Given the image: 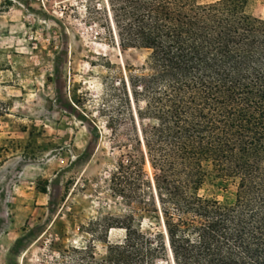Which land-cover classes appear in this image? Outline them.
I'll return each instance as SVG.
<instances>
[{
    "label": "trees",
    "instance_id": "trees-1",
    "mask_svg": "<svg viewBox=\"0 0 264 264\" xmlns=\"http://www.w3.org/2000/svg\"><path fill=\"white\" fill-rule=\"evenodd\" d=\"M248 2L109 0L118 47L146 53L121 84L154 183L142 167L120 166L112 182L140 204L139 225L133 215L101 219L105 255L73 247L56 264H264V21ZM211 172L236 182L234 203L200 195ZM146 219L158 231L143 232ZM116 228L125 236L111 242Z\"/></svg>",
    "mask_w": 264,
    "mask_h": 264
},
{
    "label": "rangeland",
    "instance_id": "rangeland-1",
    "mask_svg": "<svg viewBox=\"0 0 264 264\" xmlns=\"http://www.w3.org/2000/svg\"><path fill=\"white\" fill-rule=\"evenodd\" d=\"M247 12L264 21V0H249ZM110 14L109 0H0V264H56L59 251L87 245L101 258L107 229L98 221L140 223V204L112 178L140 166L154 183L121 84L146 53L118 47ZM236 192L233 179L211 172L200 195L232 204ZM155 226L146 219L141 230ZM124 236L109 230L111 242Z\"/></svg>",
    "mask_w": 264,
    "mask_h": 264
},
{
    "label": "bare ground",
    "instance_id": "bare-ground-1",
    "mask_svg": "<svg viewBox=\"0 0 264 264\" xmlns=\"http://www.w3.org/2000/svg\"><path fill=\"white\" fill-rule=\"evenodd\" d=\"M148 168L151 169V165L149 162H147ZM151 172V171H150Z\"/></svg>",
    "mask_w": 264,
    "mask_h": 264
}]
</instances>
